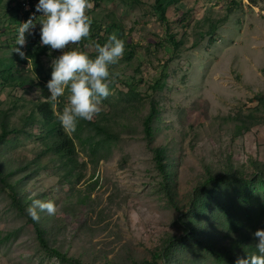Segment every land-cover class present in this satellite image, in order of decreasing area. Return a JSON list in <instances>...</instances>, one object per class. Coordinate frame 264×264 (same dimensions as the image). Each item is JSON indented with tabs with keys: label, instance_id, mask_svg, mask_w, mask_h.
<instances>
[{
	"label": "rangeland",
	"instance_id": "1",
	"mask_svg": "<svg viewBox=\"0 0 264 264\" xmlns=\"http://www.w3.org/2000/svg\"><path fill=\"white\" fill-rule=\"evenodd\" d=\"M90 2L86 14L101 27L99 37L116 34L125 46L110 66L112 94L97 116H107L115 137L105 139L80 121L69 134L77 164L63 169L44 153L31 118L46 102L39 86L48 91L51 62L62 52L49 56L44 46L41 75L31 62L24 64L14 52L18 28L33 14L39 23V0H0V120L15 130L0 142V171L18 192L13 203L0 186V264H70L41 245L31 217L20 210L36 199L57 205L55 216L37 209L38 222L51 245L79 264H236L258 254L253 234L264 229V0H160L163 13L157 0ZM40 27L25 34L26 54L30 43L41 46ZM92 42L66 50L95 58V49L85 47ZM152 107L149 143L144 126ZM155 148L165 150L169 184Z\"/></svg>",
	"mask_w": 264,
	"mask_h": 264
},
{
	"label": "clouds",
	"instance_id": "2",
	"mask_svg": "<svg viewBox=\"0 0 264 264\" xmlns=\"http://www.w3.org/2000/svg\"><path fill=\"white\" fill-rule=\"evenodd\" d=\"M93 7L90 0H39L36 5V12L42 13L39 23L33 14L18 28L16 44L19 47L14 52L21 59H28L21 50L27 44L25 34L34 35L37 24L41 25L40 45L50 48L49 56L53 51L62 52L51 62L52 76L46 87L50 93L54 115L68 134L76 131L80 121L91 122L101 113L102 101L112 94L114 76L110 72V66L116 65L125 51L124 42L116 34L108 37L103 46L95 42L85 45L95 49V58H91L85 51L66 50L90 37L92 20L86 12ZM66 90L67 102L62 112L55 113L56 103L65 95ZM39 93L40 90L37 89L35 95L38 96ZM37 209L49 216H55L58 212L53 201L36 199L26 211L37 222L40 219ZM253 235L258 241L255 244L258 254L238 258L236 264H264V229H258Z\"/></svg>",
	"mask_w": 264,
	"mask_h": 264
},
{
	"label": "trees",
	"instance_id": "3",
	"mask_svg": "<svg viewBox=\"0 0 264 264\" xmlns=\"http://www.w3.org/2000/svg\"><path fill=\"white\" fill-rule=\"evenodd\" d=\"M160 0H157V6L158 10L162 11L163 8L159 5ZM165 21V20H163ZM110 24L106 23V26H109ZM112 29V26H110ZM113 29L120 30V26L113 25ZM101 32V27L96 24H91V33L90 37L87 39H92L93 41L96 40L95 43H99L101 46H103L108 39L106 38H100L99 34ZM109 35V32H108ZM110 37V35L108 36ZM175 48H178V44H176L174 41L171 42ZM46 48L43 46H38L37 44L30 43L27 46V54L26 56L28 59H25L23 62L24 64H27L30 60L32 68L36 74H43V67L41 64V58L46 56ZM5 76L12 77L15 81L23 79V75L21 73H15L13 72H4ZM3 74V75H4ZM27 79V78H26ZM25 82V81H24ZM39 89L42 91V95L44 96L46 102H42L37 105L36 111L32 115V123H36L39 126L40 129V136L44 140V153L45 154H51L52 156H55L59 161L62 163L63 169H69L70 165L73 163L77 164L76 156V145L74 143L73 138L66 133L59 121L56 118V115H54V110L51 107L49 96L50 93L44 89V86H39ZM156 115L155 107H152L151 113L146 119L145 126H144V132L146 135V138L148 142H152L153 138V128H152V121ZM107 116H103L101 119L96 117L93 121L89 122L86 121V125L88 126L89 130H94V132L104 137L105 139H113L115 136L111 132V124L109 121L106 120ZM1 118V117H0ZM29 124V123H27ZM8 125L1 119L0 120V142L3 141L7 136L10 134L15 133V130L10 131L7 127ZM155 154V160L157 163V167L161 174L164 177V180L166 183L169 184L170 182V175L167 171V167L164 163L165 158V150L163 148H155L154 149ZM68 174H71V171L68 170ZM67 174V176H68ZM209 180H207L205 183H208ZM0 186L1 189L8 192L11 200L13 203H18V192L14 186L13 183L8 179L6 174H3L0 171ZM169 191V189H168ZM20 210L27 214L26 208L19 205ZM28 216V215H27ZM30 221L36 226L38 239L41 243V245L50 253H53L57 255V257L61 258V260L64 263H70V264H79L77 261H74L73 259H70L66 257L65 255L61 254L56 248H54L49 239L46 236V233L41 226V224L32 218ZM171 243V241L169 242ZM211 251V250H210ZM163 254H161L159 257L155 258V262H157V259L164 258ZM149 264V263H147ZM154 264V263H153Z\"/></svg>",
	"mask_w": 264,
	"mask_h": 264
}]
</instances>
